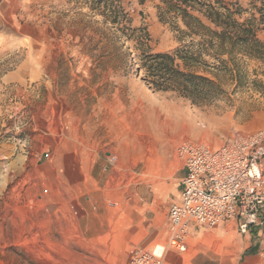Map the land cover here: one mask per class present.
Returning <instances> with one entry per match:
<instances>
[{"label": "rangeland", "instance_id": "obj_1", "mask_svg": "<svg viewBox=\"0 0 264 264\" xmlns=\"http://www.w3.org/2000/svg\"><path fill=\"white\" fill-rule=\"evenodd\" d=\"M223 1L240 6V22L260 7ZM163 11L160 0H0V264H127L132 249L84 237L105 215L101 198L108 206L153 176L173 181L182 142L217 148L264 128V87L253 84H264L262 61L237 56V82L204 54L193 70L220 93L201 106L144 81L143 50L198 41ZM257 251L238 264H264V242Z\"/></svg>", "mask_w": 264, "mask_h": 264}, {"label": "built area", "instance_id": "obj_2", "mask_svg": "<svg viewBox=\"0 0 264 264\" xmlns=\"http://www.w3.org/2000/svg\"><path fill=\"white\" fill-rule=\"evenodd\" d=\"M186 174L179 200L168 211L167 247L185 250L190 225L215 227L221 220H240V231L264 224V128L236 134L219 148L182 142L176 149ZM163 254L133 249L127 264H162Z\"/></svg>", "mask_w": 264, "mask_h": 264}, {"label": "crops", "instance_id": "obj_3", "mask_svg": "<svg viewBox=\"0 0 264 264\" xmlns=\"http://www.w3.org/2000/svg\"><path fill=\"white\" fill-rule=\"evenodd\" d=\"M180 161L181 168L170 176L173 181L157 180L153 176L152 180L126 189L122 195L116 192L110 196L112 199L108 206L106 196L101 198L98 207L105 211V215L98 216L97 224L84 229V237L93 241L108 240L107 244L112 246L111 251L115 253H127L134 248L145 249L154 245L152 251L156 252L159 245L162 249L160 253L164 254L162 264H238L245 252L250 257L247 262L252 260L251 257L257 254L264 242V235L261 234L264 224L251 226L242 233L238 218L221 220L213 228L191 224L184 251L167 247L168 211L179 200L181 180L186 174ZM260 219L264 222V210ZM254 237L260 239L258 246Z\"/></svg>", "mask_w": 264, "mask_h": 264}, {"label": "trees", "instance_id": "obj_4", "mask_svg": "<svg viewBox=\"0 0 264 264\" xmlns=\"http://www.w3.org/2000/svg\"><path fill=\"white\" fill-rule=\"evenodd\" d=\"M160 1L165 14L173 13L182 22L185 28L182 34L198 41L192 42L186 49L175 50L173 54L151 53L147 49L141 52L137 69L142 71L144 81L155 91L172 92L196 106L210 104L217 98L220 88L212 79L193 70L204 64V54L218 63L216 69L233 72L231 77L237 82L240 77L237 56L264 63V41L258 37L259 31L264 32V0H252L260 7L254 6L256 15L252 14L242 22L239 21L242 10L236 3L223 0ZM143 33L146 40L148 34L145 30ZM129 37H134V33ZM138 41L136 39V44ZM223 56L227 57V61L222 59ZM228 64H232L233 68ZM253 84L264 87L257 80H253Z\"/></svg>", "mask_w": 264, "mask_h": 264}, {"label": "bare ground", "instance_id": "obj_5", "mask_svg": "<svg viewBox=\"0 0 264 264\" xmlns=\"http://www.w3.org/2000/svg\"><path fill=\"white\" fill-rule=\"evenodd\" d=\"M155 112H156V114L158 113L157 112V110H155ZM157 118L159 119V117L157 116ZM48 237V236H47ZM47 237H45V236H43V238H41L42 240V242L44 243V244H49V243H51L52 241L51 240H49V238H47ZM25 242V241H24ZM52 244H53V242H52ZM51 244V245H52ZM27 245V244H26Z\"/></svg>", "mask_w": 264, "mask_h": 264}]
</instances>
